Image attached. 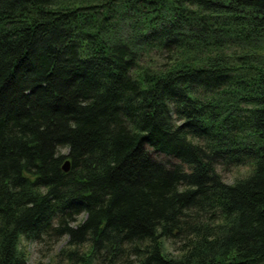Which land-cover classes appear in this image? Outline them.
<instances>
[{
  "label": "trees",
  "instance_id": "16d2710c",
  "mask_svg": "<svg viewBox=\"0 0 264 264\" xmlns=\"http://www.w3.org/2000/svg\"><path fill=\"white\" fill-rule=\"evenodd\" d=\"M51 238L264 264V0H0V264Z\"/></svg>",
  "mask_w": 264,
  "mask_h": 264
},
{
  "label": "rangeland",
  "instance_id": "374dc122",
  "mask_svg": "<svg viewBox=\"0 0 264 264\" xmlns=\"http://www.w3.org/2000/svg\"><path fill=\"white\" fill-rule=\"evenodd\" d=\"M218 172L226 183L233 184L237 179L247 176L250 168L241 167L224 171L219 167ZM80 219H83V216ZM23 245L28 254L29 264H80L79 258H70L68 251L72 250V247L69 246L67 238H51L39 242L26 241ZM166 245L171 253H177L176 245L173 242L168 241Z\"/></svg>",
  "mask_w": 264,
  "mask_h": 264
},
{
  "label": "water",
  "instance_id": "95a60500",
  "mask_svg": "<svg viewBox=\"0 0 264 264\" xmlns=\"http://www.w3.org/2000/svg\"><path fill=\"white\" fill-rule=\"evenodd\" d=\"M69 170H70V161L68 160L64 164V171L69 172Z\"/></svg>",
  "mask_w": 264,
  "mask_h": 264
}]
</instances>
